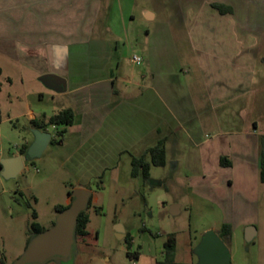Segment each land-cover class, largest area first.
I'll return each instance as SVG.
<instances>
[{"label": "crops", "instance_id": "crops-1", "mask_svg": "<svg viewBox=\"0 0 264 264\" xmlns=\"http://www.w3.org/2000/svg\"><path fill=\"white\" fill-rule=\"evenodd\" d=\"M174 2L177 17L188 25L180 34L182 41L177 43H184L183 54L194 64V81H185L187 74L175 61L176 47L170 50L164 47L145 57L148 80H145L147 73L141 72L142 79H124V87H119L117 76L110 73L113 50L107 33L112 30L98 16L103 0H0V49L33 71L53 100L51 114L42 107L36 110L28 107L30 120L47 119L63 108L74 111L72 124L39 129L51 133L47 146L61 129L59 145H64V134L73 129L79 138L66 159L75 160V165L107 159L109 150L114 148L125 150V143L134 138L136 129L131 110L142 111L147 119H154L152 126L140 122L141 137L152 129L161 133L164 125L166 154L167 143L172 142L171 134L179 128L192 134L198 124V112L204 111L208 134L198 138L195 144L208 171L193 178L192 183L208 190L209 194L202 195H215L217 201H214L224 215L221 224L228 223L231 227L227 243L231 247L237 227L245 235L246 227L253 224L248 213L236 220L235 197L256 198L258 184L262 183L259 146L260 136L264 135V0ZM212 3L228 6L230 10L221 13ZM141 11L139 18L131 15L130 20L144 25L156 17L146 8L142 7ZM117 28L116 25L114 38H123ZM145 34L149 35L148 30ZM135 40L132 36L131 41ZM46 73L63 77L66 87L63 89L44 77ZM254 84L259 85L260 95L251 100L248 111L247 95ZM43 95L40 91L41 99ZM232 119L236 124H231ZM32 140L26 141L27 146ZM18 154L23 153L19 150L6 157ZM221 157H226L230 164L221 165ZM169 161L176 164L173 158ZM225 181L228 197L218 193ZM77 182L75 187H89L81 175ZM69 202L67 193L63 204ZM171 208L176 212V205ZM220 226L207 229L217 231ZM252 233L254 238L257 230L254 228ZM137 254L139 258L140 252Z\"/></svg>", "mask_w": 264, "mask_h": 264}, {"label": "rangeland", "instance_id": "rangeland-1", "mask_svg": "<svg viewBox=\"0 0 264 264\" xmlns=\"http://www.w3.org/2000/svg\"><path fill=\"white\" fill-rule=\"evenodd\" d=\"M142 7L156 14L144 25L130 20L131 15L135 18L141 16ZM176 10L174 0H103L98 16L112 30L107 33L113 50L110 73L117 76L119 87H124V79H142L141 72L147 73L145 80H148L150 74L145 57L164 47L169 50L176 47L178 57L175 61L184 68L185 81L195 80L194 64L183 54L184 43H177L182 41L180 34L188 25L180 21ZM116 25L123 38H114ZM132 36H135V42L131 41ZM133 54L139 55L143 62L133 63ZM0 68V158H4L19 151L21 145L33 138L27 108L36 110L42 107L51 114L54 103L46 94L43 81L36 79L33 71L1 49ZM257 90L260 87L254 84L247 95L248 111L251 110V100L260 95ZM40 91L44 92L42 99ZM131 112L135 115L134 138L125 143V150H109L107 159L87 160L80 165H75V160L66 159L79 138L72 129L64 134V145H59L60 136H53V142L41 155L24 161V167L14 177L0 175V264H15L22 255L32 238L29 229L34 220L45 229L53 224L57 214L55 206L64 203L67 192L71 193L77 186L80 175L88 181L93 192L87 209V234L76 236L74 257L64 264H157L163 260V243L171 235L176 240L175 258L171 264H194L197 261L192 243L205 229L218 228L224 218L217 199H214L216 197L213 198L215 195H202L209 194L208 190L192 183L193 178L208 171L195 144L198 138L208 134L209 126L203 118L205 112H198V124L192 134L181 128L171 134L166 163L162 166L150 164L147 179L131 176V157L144 155L145 160L150 161L145 151L165 134V128L161 125V133L152 129L141 137L140 122L146 126L149 122L152 126L154 119H147L142 111L134 109ZM211 120L221 122L222 118ZM233 121L231 124H236ZM171 158L176 160L175 165L169 161ZM258 185L256 198L235 197L236 220L248 213L257 234L246 241L241 227H237L232 246L228 247L231 264H264V181ZM220 189L222 191L218 193L228 197L226 181ZM173 205L177 207L176 212L173 208L174 214L170 212ZM33 211L37 215L35 219ZM116 224L124 229L121 238L116 236ZM125 237L130 238L129 244ZM127 250L139 251V258L128 255ZM43 264L58 263L50 260Z\"/></svg>", "mask_w": 264, "mask_h": 264}, {"label": "water", "instance_id": "water-1", "mask_svg": "<svg viewBox=\"0 0 264 264\" xmlns=\"http://www.w3.org/2000/svg\"><path fill=\"white\" fill-rule=\"evenodd\" d=\"M43 76L52 79L63 89L66 87L65 79L59 75L46 73ZM31 130L33 140L23 154L0 159V175L4 178L14 177L22 170L24 161L40 156L47 146L51 133L35 127H32ZM70 194L69 205L57 212L50 227L32 236L15 264H43L50 260L64 264L72 261L76 244L77 218L82 211L86 210L92 191L84 187H75ZM170 212L175 213L172 208ZM123 230L120 224L115 225V233L118 238L124 235ZM253 230L252 225L246 227V241L252 240ZM193 251L197 255V261L194 264H231L227 244L213 229H207L202 233Z\"/></svg>", "mask_w": 264, "mask_h": 264}, {"label": "trees", "instance_id": "trees-1", "mask_svg": "<svg viewBox=\"0 0 264 264\" xmlns=\"http://www.w3.org/2000/svg\"><path fill=\"white\" fill-rule=\"evenodd\" d=\"M212 6L218 9L219 12L225 13L230 10V7L224 6L222 4L212 3ZM74 121V111L71 108H63L57 112L50 115L47 119H31L30 123L32 127L44 129L46 126H59V125H70ZM63 133V130L56 131V136H60ZM55 137L52 138L50 143ZM165 140L166 137L162 136L158 138L156 144L152 147L146 149L145 154L149 155L150 161H146L144 155L132 156L131 157V176L138 177L141 176L142 179H147L149 176V167L150 164L162 166L166 163V149H165ZM27 148V143H24L20 147V152L24 153ZM221 165H229L228 159L226 157L220 158ZM259 178L261 181H264V135L260 136V146H259ZM101 182V180L99 181ZM90 189V187H88ZM70 196V191L67 192ZM68 204H58L55 206L56 213L66 208ZM91 205V198L89 200L86 210L82 211L77 218V223L75 227L76 236L84 237L87 234L86 225L89 220V215L87 213L88 207ZM32 217L35 219L37 217L36 212H32ZM43 228L37 221L31 223L29 233L30 236L43 231ZM220 238L227 244L231 238V227L228 223H222L220 228L216 231ZM130 238L125 237L126 242L130 243ZM176 251V240L174 236H168L163 243L162 256L163 260L157 261V264H171L175 258ZM128 255L137 258L138 251L131 253L127 250Z\"/></svg>", "mask_w": 264, "mask_h": 264}, {"label": "built area", "instance_id": "built-area-1", "mask_svg": "<svg viewBox=\"0 0 264 264\" xmlns=\"http://www.w3.org/2000/svg\"><path fill=\"white\" fill-rule=\"evenodd\" d=\"M131 61L135 64H141L143 62L142 58L139 55L133 54L131 57ZM131 253H133L134 251H130Z\"/></svg>", "mask_w": 264, "mask_h": 264}]
</instances>
